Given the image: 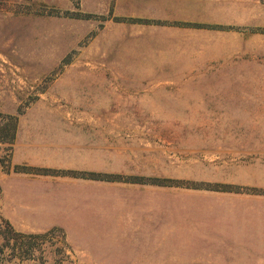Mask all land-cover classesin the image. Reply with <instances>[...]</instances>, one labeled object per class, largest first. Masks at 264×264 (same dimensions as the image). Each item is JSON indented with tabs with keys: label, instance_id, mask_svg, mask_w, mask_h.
Here are the masks:
<instances>
[{
	"label": "rangeland",
	"instance_id": "obj_1",
	"mask_svg": "<svg viewBox=\"0 0 264 264\" xmlns=\"http://www.w3.org/2000/svg\"><path fill=\"white\" fill-rule=\"evenodd\" d=\"M7 126L0 264H264V0H0Z\"/></svg>",
	"mask_w": 264,
	"mask_h": 264
},
{
	"label": "crops",
	"instance_id": "obj_2",
	"mask_svg": "<svg viewBox=\"0 0 264 264\" xmlns=\"http://www.w3.org/2000/svg\"><path fill=\"white\" fill-rule=\"evenodd\" d=\"M29 162L28 157L19 158L18 148L13 150L11 164ZM11 165V166H12ZM52 182L49 175L32 174L30 172L9 171L0 173V213L4 220L11 225H16L19 217L24 213H30L40 219L38 225H45L49 216L48 194L52 193ZM50 189V190H49ZM37 227V226H35ZM32 231H39L38 228H31Z\"/></svg>",
	"mask_w": 264,
	"mask_h": 264
},
{
	"label": "trees",
	"instance_id": "obj_3",
	"mask_svg": "<svg viewBox=\"0 0 264 264\" xmlns=\"http://www.w3.org/2000/svg\"><path fill=\"white\" fill-rule=\"evenodd\" d=\"M13 130H14V126H13V128L12 127L10 128L8 126L0 128V142H4V141L11 142L12 139H13V135H14ZM6 225H8L7 222H6ZM15 236L17 238L21 237V238L24 239L23 235L20 236V235L17 234ZM24 240H26V239H24ZM21 243H22L23 247H27V249L31 247V243L30 242H24L23 241Z\"/></svg>",
	"mask_w": 264,
	"mask_h": 264
}]
</instances>
